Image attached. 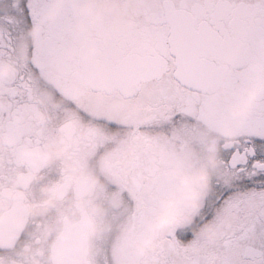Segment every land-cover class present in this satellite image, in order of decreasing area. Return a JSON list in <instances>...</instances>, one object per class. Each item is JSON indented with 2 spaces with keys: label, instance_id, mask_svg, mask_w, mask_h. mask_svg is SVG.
<instances>
[{
  "label": "snow or ice",
  "instance_id": "6c2138e0",
  "mask_svg": "<svg viewBox=\"0 0 264 264\" xmlns=\"http://www.w3.org/2000/svg\"><path fill=\"white\" fill-rule=\"evenodd\" d=\"M0 264H264V0H0Z\"/></svg>",
  "mask_w": 264,
  "mask_h": 264
},
{
  "label": "clouds",
  "instance_id": "9594fccd",
  "mask_svg": "<svg viewBox=\"0 0 264 264\" xmlns=\"http://www.w3.org/2000/svg\"><path fill=\"white\" fill-rule=\"evenodd\" d=\"M10 71V68L6 65L3 69H0V73L7 74Z\"/></svg>",
  "mask_w": 264,
  "mask_h": 264
},
{
  "label": "flooded vegetation",
  "instance_id": "af4514ba",
  "mask_svg": "<svg viewBox=\"0 0 264 264\" xmlns=\"http://www.w3.org/2000/svg\"><path fill=\"white\" fill-rule=\"evenodd\" d=\"M5 64L7 65V64H8V62H5Z\"/></svg>",
  "mask_w": 264,
  "mask_h": 264
}]
</instances>
